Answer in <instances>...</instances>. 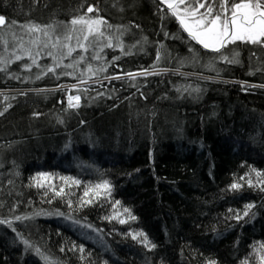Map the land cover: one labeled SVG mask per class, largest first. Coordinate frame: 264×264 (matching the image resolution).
Instances as JSON below:
<instances>
[{
  "label": "trees",
  "instance_id": "1",
  "mask_svg": "<svg viewBox=\"0 0 264 264\" xmlns=\"http://www.w3.org/2000/svg\"><path fill=\"white\" fill-rule=\"evenodd\" d=\"M0 16V264H264V47L228 63L156 0Z\"/></svg>",
  "mask_w": 264,
  "mask_h": 264
},
{
  "label": "snow or ice",
  "instance_id": "2",
  "mask_svg": "<svg viewBox=\"0 0 264 264\" xmlns=\"http://www.w3.org/2000/svg\"><path fill=\"white\" fill-rule=\"evenodd\" d=\"M160 2L167 5V8L171 10V15L176 18L182 30L187 33L192 41H195L203 49L219 53V58L228 63L236 62L235 60H229L222 52V49L230 44L235 45L239 42L264 47V0H191L188 3H186V0H160ZM181 5L184 7L181 8ZM200 9H204V11L200 12ZM87 11L92 12L94 9L89 7ZM5 23V18L0 16V26L5 25ZM70 23L71 25L80 24L84 26L81 31L86 29L88 35L83 36V41H87L88 36L94 32L103 35V33L99 32V26L106 22L101 19L81 16L72 19ZM30 30L45 31L46 33V30L40 29L39 26L35 25L30 26ZM65 39L69 40L71 36H66ZM77 39L79 46L86 51L85 45L80 42L79 38ZM111 46L109 42L108 47ZM71 52L72 48L69 47L68 55ZM33 62L35 63V61ZM68 66L71 67V65ZM141 74L146 75L148 73ZM128 75L134 77L136 74L128 73ZM68 99L70 108L80 107L79 95L75 97L69 96ZM73 100L76 101L75 104L72 103ZM0 115H3V113L0 112ZM256 175L259 177L264 174L257 172ZM41 177L46 178V175L41 174ZM248 183L251 186V181H248ZM103 186L110 188L107 182ZM231 187L238 189L241 185L233 184ZM116 203L118 204L119 202L117 201ZM252 207L254 205H247L243 215L247 216ZM124 212H128L131 219H136V217L131 216L129 209L125 208ZM236 218L240 219L242 217L238 215ZM120 222L124 223L123 220ZM0 223H4V221L0 220ZM138 235L144 238L147 246L145 234L141 232ZM133 239H136V236H133ZM25 243L27 242L25 241ZM152 247H155V245H152ZM260 247L264 248V245Z\"/></svg>",
  "mask_w": 264,
  "mask_h": 264
},
{
  "label": "water",
  "instance_id": "3",
  "mask_svg": "<svg viewBox=\"0 0 264 264\" xmlns=\"http://www.w3.org/2000/svg\"><path fill=\"white\" fill-rule=\"evenodd\" d=\"M156 1H158L160 4H163V3H161L160 2V0H156ZM166 8H167V5L166 4H163ZM168 9V8H167ZM169 10V9H168ZM171 11V10H170ZM182 29V28H181ZM183 31V30H182ZM183 33H185V35H187V33L186 32H184L183 31ZM188 36V35H187ZM192 41V40H191ZM194 44H196L195 43V41H192ZM196 45H198L199 47H201L199 44H196ZM202 48V47H201ZM203 49V48H202ZM204 51H206V49H203ZM207 51H209V50H207ZM210 52H212V51H210Z\"/></svg>",
  "mask_w": 264,
  "mask_h": 264
},
{
  "label": "flooded vegetation",
  "instance_id": "4",
  "mask_svg": "<svg viewBox=\"0 0 264 264\" xmlns=\"http://www.w3.org/2000/svg\"><path fill=\"white\" fill-rule=\"evenodd\" d=\"M188 2H190V1H186V3H188ZM183 7H184V6L181 5V8H183ZM203 11H204V9H200V12H203ZM178 24H179V23H178ZM238 44H245V43H239V42H237V44H235V45H238ZM230 45H231V44H230ZM230 45H228V46H230ZM228 46H227V47H228ZM227 47H226V48H227ZM200 48H201V47H200ZM226 48L222 49V51L225 50ZM202 50H203V49H202ZM206 51H207V50H206ZM208 52H210V51H208ZM212 53H214V52H212Z\"/></svg>",
  "mask_w": 264,
  "mask_h": 264
},
{
  "label": "bare ground",
  "instance_id": "5",
  "mask_svg": "<svg viewBox=\"0 0 264 264\" xmlns=\"http://www.w3.org/2000/svg\"><path fill=\"white\" fill-rule=\"evenodd\" d=\"M158 2V1H157ZM159 3V2H158ZM160 4V3H159ZM163 5V4H162ZM164 6V5H163ZM165 7V6H164ZM166 8V7H165ZM167 9V8H166ZM168 10V9H167ZM170 13H171V11L170 10H168ZM177 21V20H176Z\"/></svg>",
  "mask_w": 264,
  "mask_h": 264
},
{
  "label": "rangeland",
  "instance_id": "6",
  "mask_svg": "<svg viewBox=\"0 0 264 264\" xmlns=\"http://www.w3.org/2000/svg\"><path fill=\"white\" fill-rule=\"evenodd\" d=\"M37 42H35V44H36Z\"/></svg>",
  "mask_w": 264,
  "mask_h": 264
}]
</instances>
